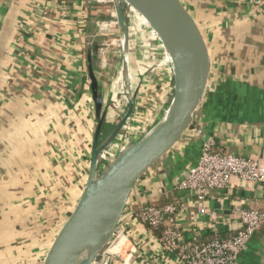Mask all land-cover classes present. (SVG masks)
I'll use <instances>...</instances> for the list:
<instances>
[{
  "label": "crops",
  "instance_id": "obj_1",
  "mask_svg": "<svg viewBox=\"0 0 264 264\" xmlns=\"http://www.w3.org/2000/svg\"><path fill=\"white\" fill-rule=\"evenodd\" d=\"M181 1L208 44V90L190 133L131 195L121 223L128 238L117 247L125 253L134 245L128 264H185L170 244L134 218L138 205L177 207L171 219L177 243L226 240L239 228L241 210L264 212V181L234 177L230 188L211 191L206 214L199 213L194 196L178 188L201 154L196 128L216 140L218 152L264 160V0ZM122 10L132 23V71L141 32L158 42L162 59V45L146 21L141 18L136 25L125 5ZM92 27L106 41L99 82L109 105V134L128 107L122 48L114 44L122 32L113 1L0 0V264H43L87 185L96 126L87 76L86 38ZM109 37H116L111 45L116 50L108 55ZM166 65L154 75L135 78L136 85L143 82L131 126L144 119L139 110L145 87L150 105H162L151 121L164 117L173 97L172 70ZM236 264H264V228Z\"/></svg>",
  "mask_w": 264,
  "mask_h": 264
},
{
  "label": "water",
  "instance_id": "obj_2",
  "mask_svg": "<svg viewBox=\"0 0 264 264\" xmlns=\"http://www.w3.org/2000/svg\"><path fill=\"white\" fill-rule=\"evenodd\" d=\"M111 1L122 32L114 44L122 48V83L128 107L106 134L109 105L99 82L106 41L98 38V29L92 27L86 38L87 76L96 119L90 175L76 208L55 237L43 264H114L108 250L121 232L120 225L135 187L182 142L208 90L211 73L208 44L181 0ZM123 5L141 16L156 35L173 76V97L164 117L149 131H138L128 141L127 130L131 128L143 78L138 85L134 84L132 32ZM148 73L150 70L145 75ZM121 135L123 138L114 157L106 160L105 153L115 146ZM263 228L264 224L257 231Z\"/></svg>",
  "mask_w": 264,
  "mask_h": 264
},
{
  "label": "built area",
  "instance_id": "obj_3",
  "mask_svg": "<svg viewBox=\"0 0 264 264\" xmlns=\"http://www.w3.org/2000/svg\"><path fill=\"white\" fill-rule=\"evenodd\" d=\"M130 13L134 14L132 11ZM127 131L126 141L131 138L129 129ZM193 135L202 141L201 154L196 165L181 179L178 188L195 197L199 213H207L205 204L211 191L230 188L234 177L245 182L264 181V160L245 157L233 152H218L216 140L212 137H205V131L202 128H196ZM122 138L121 135L115 146L109 149L112 155L111 157L105 156L106 160L114 157ZM133 212L134 218L142 225L157 228L163 224L165 216H175L179 211L175 206L158 208L151 203H146L138 205ZM213 219H216L215 215ZM263 224L264 212L256 209H243L239 212V228L226 240L217 239L206 242L194 238L190 242L177 243L179 240L177 230L168 228L165 231L164 241L171 245L185 264H236L240 254ZM120 227L121 232L111 242L108 254L115 263L128 264V259L134 256V245L131 244L125 255H123V247L114 252V248L120 247L121 243L126 240L125 238H128L125 227L122 224Z\"/></svg>",
  "mask_w": 264,
  "mask_h": 264
},
{
  "label": "rangeland",
  "instance_id": "obj_4",
  "mask_svg": "<svg viewBox=\"0 0 264 264\" xmlns=\"http://www.w3.org/2000/svg\"><path fill=\"white\" fill-rule=\"evenodd\" d=\"M127 9L129 10V7H127ZM136 15L135 13L132 15L134 16ZM137 16V15H136ZM137 23L136 25L141 24V21L136 20ZM129 27L132 25V23H128ZM133 30V29H132ZM143 32H145L143 30ZM117 36H119V33H117ZM116 36V37H117ZM116 37H109L107 40V44H108V55L110 53H113V50H116L114 48H112V39L116 38ZM118 38V37H117ZM138 46H135V55H134V60L136 62V67H135V71H134V75H133V79L135 80V78H138V73L143 74L144 72L148 71L151 69V75H154V73L161 71L162 69H165V66L167 67V62L165 59H163L165 56L162 57V51L160 50L161 48H159L160 46L158 45V42L156 40H154V38L151 35H145L142 32L140 33V40L138 39ZM112 51V52H111ZM108 60V57H107ZM150 79V77L148 78ZM135 84V82H134ZM148 83L146 82L145 85H147ZM145 90L143 91V93L141 94V99H140V105L141 108L139 110V115L140 117H143L144 119L141 120L139 123V126H131L130 130H129V136L132 137L135 133H137L138 130H140L141 128L143 129V131H147L148 128L151 126H154L153 122L151 121V119L155 118V116L158 115V113L155 111L157 108H162L161 102L160 104H156L155 107L150 105V101L149 99L146 100V96L149 95V90L147 89V87L144 88ZM155 98H157V103L159 101V97L156 96ZM154 100V99H153ZM160 105V106H158ZM151 107V108H150ZM148 123H150V125L148 127H145V125H147ZM111 130L108 129V133H110ZM190 132V131H189ZM139 133V132H138ZM118 142V141H117ZM105 155L107 157H111V152L108 150ZM126 252V251H125ZM125 255V253L123 254Z\"/></svg>",
  "mask_w": 264,
  "mask_h": 264
},
{
  "label": "trees",
  "instance_id": "obj_5",
  "mask_svg": "<svg viewBox=\"0 0 264 264\" xmlns=\"http://www.w3.org/2000/svg\"><path fill=\"white\" fill-rule=\"evenodd\" d=\"M152 205H154L155 207H158L159 208V206H157L155 203L154 204H152ZM170 206H174V205H171L170 204ZM161 208V207H160ZM178 209V208H177ZM179 211V210H178ZM172 217V218H171ZM173 217H174V215H168V218L166 219H164V221H163V224L161 225V226H159V227H157V228H154V227H150V226H147V228L149 229V230H151L159 239H162V240H164L165 239V231L168 229V228H174L175 227V225H173L172 223H171V219H173Z\"/></svg>",
  "mask_w": 264,
  "mask_h": 264
},
{
  "label": "bare ground",
  "instance_id": "obj_6",
  "mask_svg": "<svg viewBox=\"0 0 264 264\" xmlns=\"http://www.w3.org/2000/svg\"><path fill=\"white\" fill-rule=\"evenodd\" d=\"M141 18H142L141 16H136V15L133 16V19L138 20V21H141ZM116 251H118V248H114V252Z\"/></svg>",
  "mask_w": 264,
  "mask_h": 264
}]
</instances>
